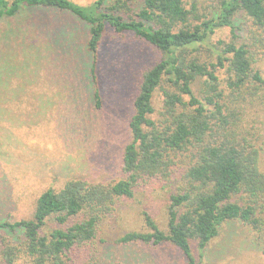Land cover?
Wrapping results in <instances>:
<instances>
[{"label": "trees", "instance_id": "1", "mask_svg": "<svg viewBox=\"0 0 264 264\" xmlns=\"http://www.w3.org/2000/svg\"><path fill=\"white\" fill-rule=\"evenodd\" d=\"M186 1L94 0L81 5L72 0H0V18L15 16L24 7H43L67 11L88 24L95 109L102 107L97 65L107 25L119 34L131 32L161 52L144 71L132 103L130 141L121 157L123 176L106 184L67 180L60 189L38 195L30 218L0 220L1 232L22 233L18 243L4 239L0 264H78L89 256L87 246L98 225L121 199L174 174L179 180L169 196L167 231L143 212L148 231H128L119 242L169 243L180 250L186 264H200L191 244L196 243L201 256L223 222L236 219L261 229L257 210L264 202V173L258 149L245 135L243 117L255 102L264 107V77L255 65V50L264 46V0H215L212 13H199L194 1L188 7ZM238 11L253 25L243 42H235L233 19ZM221 27L229 28L231 39L210 43ZM202 49L206 58L200 55ZM198 78L201 98L192 90ZM158 89L163 98L154 118L152 97ZM237 194H244L245 202L237 200ZM49 221L54 226L47 228Z\"/></svg>", "mask_w": 264, "mask_h": 264}, {"label": "rangeland", "instance_id": "2", "mask_svg": "<svg viewBox=\"0 0 264 264\" xmlns=\"http://www.w3.org/2000/svg\"><path fill=\"white\" fill-rule=\"evenodd\" d=\"M72 1L88 5L94 0ZM191 1L199 13L214 9L215 0H187V7ZM233 20L235 42L247 40L253 27L250 18L238 11ZM87 37V23L55 8L24 7L15 16L0 18V220L30 218L38 195L48 188L60 189L67 180L106 184L123 176L121 157L130 141L132 103L144 71L160 59L161 52L133 33L119 34L107 25L97 65L102 107L95 109ZM220 39H231L228 27L215 30L209 41ZM203 49L200 55L206 58ZM255 52V65L264 77V46ZM217 74L223 81L224 69ZM201 81L198 78L192 85L199 98ZM162 98V91L156 90L154 118ZM260 104L246 109L243 129L258 149V166L264 173V107ZM155 180L117 203L98 225L95 239L87 246L89 256L78 264H186L180 250L169 243L117 240L128 231H148L143 212L167 231L169 196L179 179L174 174L169 180ZM235 198L245 202L244 194ZM257 216L262 220L259 231L240 220L225 221L201 256L196 243L191 244L192 255L200 264H264L262 200ZM4 239L15 244L22 233L0 231V252Z\"/></svg>", "mask_w": 264, "mask_h": 264}]
</instances>
